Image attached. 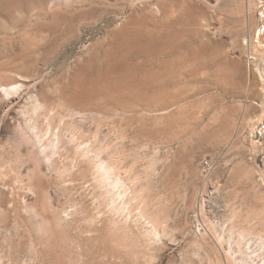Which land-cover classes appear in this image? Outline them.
Returning <instances> with one entry per match:
<instances>
[{
	"label": "rangeland",
	"instance_id": "374dc122",
	"mask_svg": "<svg viewBox=\"0 0 264 264\" xmlns=\"http://www.w3.org/2000/svg\"><path fill=\"white\" fill-rule=\"evenodd\" d=\"M2 86L0 264H264V0H0Z\"/></svg>",
	"mask_w": 264,
	"mask_h": 264
},
{
	"label": "bare ground",
	"instance_id": "6f19581e",
	"mask_svg": "<svg viewBox=\"0 0 264 264\" xmlns=\"http://www.w3.org/2000/svg\"><path fill=\"white\" fill-rule=\"evenodd\" d=\"M150 1V0H149ZM250 43V42H249ZM131 44V43H130ZM248 44V43H247ZM129 45V44H128ZM132 49V48H131ZM12 88H14V87H9V86H2L1 88H0V91L3 93V94H5V95H7V96H10V94L12 93ZM14 92V91H13ZM241 225V224H240ZM241 228V227H240Z\"/></svg>",
	"mask_w": 264,
	"mask_h": 264
}]
</instances>
